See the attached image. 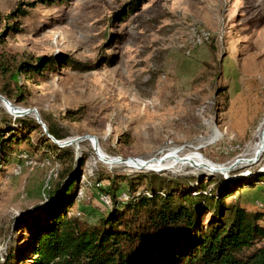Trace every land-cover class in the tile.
<instances>
[{"label":"rangeland","instance_id":"1","mask_svg":"<svg viewBox=\"0 0 264 264\" xmlns=\"http://www.w3.org/2000/svg\"><path fill=\"white\" fill-rule=\"evenodd\" d=\"M131 1L0 0V68L7 69H0V91L6 87L19 108H36L59 141L96 136L108 159L197 152L213 166H228L252 158L264 128V0H138L130 10ZM42 56L88 68L58 62L42 74L20 75V95L9 72ZM20 118L0 99V126L16 139L0 174V264L10 250L19 264H34L33 227L46 218L54 185L71 164L65 179L78 180L69 213L92 222L106 212L102 184L114 177L118 196L131 191V182L145 186L152 171L106 163L90 139L60 151L32 114ZM263 171L264 149L257 161L222 175L191 165L153 172L184 187L191 177L222 183ZM228 200L258 210L264 182Z\"/></svg>","mask_w":264,"mask_h":264},{"label":"trees","instance_id":"2","mask_svg":"<svg viewBox=\"0 0 264 264\" xmlns=\"http://www.w3.org/2000/svg\"><path fill=\"white\" fill-rule=\"evenodd\" d=\"M137 1H131L130 10ZM19 10L20 14L26 12ZM58 60L42 56L33 63L21 61L9 78L21 95L20 75L42 74L58 62L75 70L88 68L70 57ZM2 88L1 95L12 101L11 93ZM12 131L0 126V174L9 161L5 150L16 142ZM47 131L58 139L50 127ZM72 168L73 164L61 172L43 212L46 218L33 227L30 253L34 264H264V207L249 210L228 200L237 190L264 182V173L231 179L223 176L226 181L222 183L216 177L205 182L191 177L187 183L191 185L181 187L176 179L152 170L145 175V186L138 188L131 182V191H121L118 196L112 177L108 185H101L105 188L102 196L108 199L106 212L92 222L69 213L77 199L72 186L78 177L65 179ZM206 214L208 219H204ZM15 257L10 250L5 264H19L20 258L16 262Z\"/></svg>","mask_w":264,"mask_h":264},{"label":"water","instance_id":"3","mask_svg":"<svg viewBox=\"0 0 264 264\" xmlns=\"http://www.w3.org/2000/svg\"><path fill=\"white\" fill-rule=\"evenodd\" d=\"M0 99L4 102L5 107L7 108L9 113H11L14 117H21V116L32 114L35 117L37 123L40 124V126L42 127V129L46 133V135L54 143H56L60 147L68 146V145H71V144H78L79 141L84 140V139H93L94 148H95L96 151H98V142H97L96 136L91 135V134H85V135L78 136V137L71 138V139H67V140H64V141H59L54 136H52L51 134L48 133L47 126L42 121V119L40 117V114L38 113L36 108H19L16 105H13L8 99H6L1 94H0ZM263 130H264V128H263ZM263 149H264V145H263V147L261 146L255 152V154H254V156L252 158H237L232 164H230L228 166H212V165L209 166L207 164H204V166L207 167L212 173H214L216 171H221V172L230 171L232 168L236 167L240 162H243L244 160H246L247 162H251V163L257 161L259 159V155L263 151ZM162 158L163 157H160V158L151 157L149 159L144 160L143 163H139L137 161V158H134V157H126V158L112 157L111 160H106V162L112 164V163H123V162H126L128 160H131V161L137 162V164L139 163L138 164V168L139 169H145L147 167V165L150 163V161H154V160L162 161ZM191 163L198 166V164L196 162H194V161H192ZM163 169L164 168H160V169L153 170V171L157 172V171H161ZM259 173H262V172H259Z\"/></svg>","mask_w":264,"mask_h":264},{"label":"bare ground","instance_id":"4","mask_svg":"<svg viewBox=\"0 0 264 264\" xmlns=\"http://www.w3.org/2000/svg\"><path fill=\"white\" fill-rule=\"evenodd\" d=\"M92 140L93 142V139H90ZM264 145V130L262 132V137L259 141V143L257 144V148H256V151L262 146L263 147ZM93 147H94V144H93ZM95 150V148H94ZM178 149L177 148H173V151H177ZM171 150V152H173ZM173 152V153H174ZM178 152V151H177ZM176 152V153H177ZM95 153L97 155V157L101 158L103 161L106 162V160H111V159H108L106 158V156H104V153L101 151V149L99 148L98 146V151L95 150ZM162 157V156H161ZM160 158V157H159ZM145 159H139L137 158V161L139 163H143ZM194 161L198 164L197 165H194L192 164L191 162ZM108 163V162H106ZM124 164H127L129 165L130 167L132 168H138V164L137 162L135 161H131V160H128L126 162H123ZM204 164H207V165H211L210 163H208L199 153L197 152H191V153H188L186 154L184 157H179L177 156L175 153L174 154H169V155H166V156H163L162 158V161H158V160H154V161H150V163L147 165V167L145 168V170H157V169H160V168H165V169H168V168H171L173 167L174 165H191V166H194L195 168H201L203 170H207V171H210L207 167L204 166ZM213 166V165H212ZM211 172V171H210ZM216 172H219V173H223L221 171H216ZM227 172V171H226Z\"/></svg>","mask_w":264,"mask_h":264},{"label":"built area","instance_id":"5","mask_svg":"<svg viewBox=\"0 0 264 264\" xmlns=\"http://www.w3.org/2000/svg\"><path fill=\"white\" fill-rule=\"evenodd\" d=\"M102 201H104V200H102Z\"/></svg>","mask_w":264,"mask_h":264}]
</instances>
